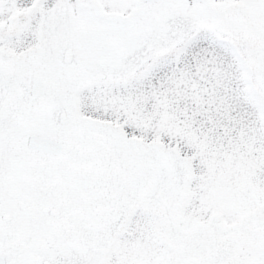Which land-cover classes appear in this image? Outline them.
Masks as SVG:
<instances>
[{
    "label": "snow or ice",
    "instance_id": "1",
    "mask_svg": "<svg viewBox=\"0 0 264 264\" xmlns=\"http://www.w3.org/2000/svg\"><path fill=\"white\" fill-rule=\"evenodd\" d=\"M0 264H264V0H0Z\"/></svg>",
    "mask_w": 264,
    "mask_h": 264
}]
</instances>
